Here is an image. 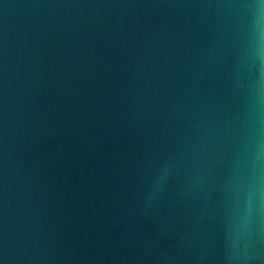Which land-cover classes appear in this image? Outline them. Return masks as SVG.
<instances>
[{
    "label": "water",
    "instance_id": "1",
    "mask_svg": "<svg viewBox=\"0 0 264 264\" xmlns=\"http://www.w3.org/2000/svg\"><path fill=\"white\" fill-rule=\"evenodd\" d=\"M0 264H264V0H0Z\"/></svg>",
    "mask_w": 264,
    "mask_h": 264
}]
</instances>
